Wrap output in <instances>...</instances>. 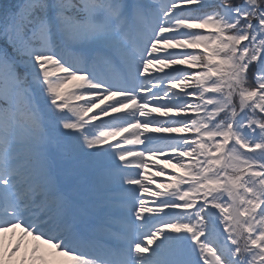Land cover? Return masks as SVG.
I'll list each match as a JSON object with an SVG mask.
<instances>
[{
	"label": "snow or ice",
	"instance_id": "6c2138e0",
	"mask_svg": "<svg viewBox=\"0 0 264 264\" xmlns=\"http://www.w3.org/2000/svg\"><path fill=\"white\" fill-rule=\"evenodd\" d=\"M0 264H264V0H0Z\"/></svg>",
	"mask_w": 264,
	"mask_h": 264
},
{
	"label": "rangeland",
	"instance_id": "374dc122",
	"mask_svg": "<svg viewBox=\"0 0 264 264\" xmlns=\"http://www.w3.org/2000/svg\"><path fill=\"white\" fill-rule=\"evenodd\" d=\"M167 70V69H166ZM168 71V70H167ZM172 170L170 169L169 172H171ZM161 181H164L167 179V177H163V178H159Z\"/></svg>",
	"mask_w": 264,
	"mask_h": 264
}]
</instances>
